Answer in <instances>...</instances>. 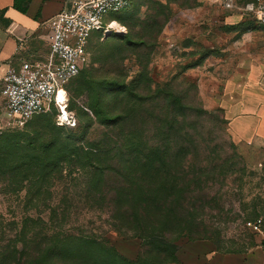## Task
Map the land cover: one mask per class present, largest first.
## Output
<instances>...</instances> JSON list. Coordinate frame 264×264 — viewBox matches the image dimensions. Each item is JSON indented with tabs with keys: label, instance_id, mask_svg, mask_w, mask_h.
Instances as JSON below:
<instances>
[{
	"label": "rangeland",
	"instance_id": "obj_1",
	"mask_svg": "<svg viewBox=\"0 0 264 264\" xmlns=\"http://www.w3.org/2000/svg\"><path fill=\"white\" fill-rule=\"evenodd\" d=\"M237 1L245 5L250 0ZM120 20L126 27L123 35L95 38L88 66L70 85L76 88V96L70 94L76 126L58 128L51 113L36 114L8 125L0 138L18 132L30 139L50 125L80 139L84 118L79 109L88 110L95 96L105 115L96 120L90 138H103L107 128L117 135L121 129L157 128L165 125L163 113L174 111L173 106L139 97L181 96L191 107L189 115L196 109L208 113L188 116L183 123L169 116L166 120L167 126L179 129L182 124L187 129L183 138L194 154L185 158L184 168L199 179L193 193L185 186L176 206V215L197 238L182 237L178 257L201 264L215 251V263L227 256L238 264H261L260 237L247 222L257 221L264 229V27L252 14L226 10L209 0H134ZM108 81L120 86L113 90L116 85ZM121 117L128 120L110 124L109 118ZM65 177L49 188V203H61L66 194L72 210L69 224L96 229L121 254L137 258L141 238L132 230L115 229L109 212L93 199L89 202L83 173ZM44 209L39 203L26 204L25 188L13 192L0 180V252L8 249L23 223L46 218Z\"/></svg>",
	"mask_w": 264,
	"mask_h": 264
},
{
	"label": "trees",
	"instance_id": "obj_2",
	"mask_svg": "<svg viewBox=\"0 0 264 264\" xmlns=\"http://www.w3.org/2000/svg\"><path fill=\"white\" fill-rule=\"evenodd\" d=\"M19 2L15 0V5L26 10ZM123 10L114 14L122 24ZM101 36L97 34L94 39ZM76 77L67 85L72 111L70 94L76 96V88L71 90L70 85ZM108 82L110 86L116 85L113 90L120 86L117 81ZM146 98H157L173 106L174 111L163 113L161 120L165 125L121 129L118 135L107 128L103 138H90L96 120L105 115L100 99L95 96L89 101L88 110L79 107L84 118V135L80 139L64 135L66 130L58 129L71 126L50 125L43 126L44 131L33 134L30 139H22L18 132L0 138V180L13 192L25 188L26 204L37 206L39 203L47 212L46 218L39 216V220L31 219V223L26 221L21 225L15 239L6 246L8 249L0 252V264H183L178 257V241L185 235L190 240L197 238L190 235V227L176 215V206L181 204L185 186L192 192L199 179L196 173L186 174L184 168L185 158L194 154L183 138L188 134L187 129L182 124L181 128L174 129L172 124L166 125V120L169 116L174 122L182 120L183 123L188 116L199 118L208 112L196 109L189 115L187 110L191 107L174 94L156 93L138 100ZM45 113H51L55 121V110ZM138 117L143 118L140 114ZM109 120L110 124L117 125L128 119ZM173 136L179 138L172 139ZM75 172L85 175L89 202L93 199L100 209L109 212L113 227L120 232L132 230L141 238L137 258L121 254L102 232L69 224L72 210L66 194L61 203H49L53 195L49 188Z\"/></svg>",
	"mask_w": 264,
	"mask_h": 264
},
{
	"label": "built area",
	"instance_id": "obj_3",
	"mask_svg": "<svg viewBox=\"0 0 264 264\" xmlns=\"http://www.w3.org/2000/svg\"><path fill=\"white\" fill-rule=\"evenodd\" d=\"M134 0H72L70 7L49 18V51L42 59L22 60L4 76V105L0 113V134L8 125L35 114L55 110L59 126H76L77 117L69 109L68 83L90 61V45L97 34H119L126 27L112 15L132 5ZM222 8L252 14L264 27V0H209ZM247 225L260 237L261 264H264V229L257 221Z\"/></svg>",
	"mask_w": 264,
	"mask_h": 264
},
{
	"label": "crops",
	"instance_id": "obj_4",
	"mask_svg": "<svg viewBox=\"0 0 264 264\" xmlns=\"http://www.w3.org/2000/svg\"><path fill=\"white\" fill-rule=\"evenodd\" d=\"M71 1L20 0V5L26 6V10H22L15 5V0H0V105L2 99L4 104L2 89L7 71L18 67L22 60L42 59L47 55L49 28L46 22L69 8ZM216 253L212 252L201 264H238V259L227 256L218 258L215 263L213 256H217ZM179 259L184 264H191Z\"/></svg>",
	"mask_w": 264,
	"mask_h": 264
}]
</instances>
